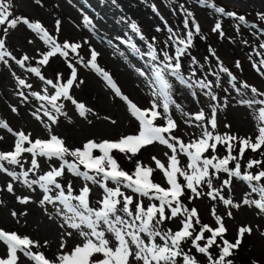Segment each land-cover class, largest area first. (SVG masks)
<instances>
[{
	"label": "snow or ice",
	"instance_id": "snow-or-ice-1",
	"mask_svg": "<svg viewBox=\"0 0 264 264\" xmlns=\"http://www.w3.org/2000/svg\"><path fill=\"white\" fill-rule=\"evenodd\" d=\"M34 2L42 4V0ZM110 3L116 7L119 0ZM195 3L213 10L210 31L218 39L233 40L226 37L225 18L237 35L246 32L256 38L247 59L254 61L251 67L261 78L259 83L241 77L243 64L239 59L231 68L226 66L211 45L203 62L189 55L195 38L207 36L194 10L180 3L173 10L182 13V30H174L160 16L167 27V39L160 44L157 36L146 39L141 27L129 22L128 27L146 44L143 55L151 66L150 77L136 69L139 77H149L141 81L148 92V106L141 107L99 65L101 53L88 39H60L63 18L53 17L50 30L40 20L14 16V0H0V67L9 73L13 95L18 98L7 106L20 116L23 105L43 132L34 135L23 127L14 129L0 119V130H6L0 135V143L6 142L8 134L12 137L10 146L0 149V194H11L13 203L21 206L10 207L0 199V207L9 208L17 225H26L29 206H35L57 229L56 251L49 256L48 239L41 241L0 227V245L4 246L0 264H236L237 252L254 227H240L234 240H229L227 219L244 207L264 218V23L249 22L245 14L212 0ZM151 9L159 15L155 3ZM80 12L83 28L96 31L94 18L82 8ZM256 17L264 22V11L257 12ZM20 24L32 34L28 45L35 48L37 41L41 43L33 55L23 49L17 52L9 43L10 29ZM161 31L158 25L156 32ZM117 39L137 48L131 39ZM241 43L253 42L242 39ZM252 52L258 59L254 60ZM57 57L67 72L57 69L49 78L44 69ZM185 60L196 67L186 68ZM81 69L94 73L112 99L125 106L135 125L133 132L86 138L76 145L56 131L62 120L71 123L70 111L88 125L101 119L117 124L111 115L101 118L77 96L86 84L79 75ZM176 82L186 90L198 89L190 92L197 98L193 103L199 96L205 103L195 111L186 110L176 98ZM217 89L233 92L238 97L236 103L250 111L255 122L252 134L241 136L232 131L230 123H224V131H220L219 113L228 107L230 96L221 98ZM149 146L161 148L163 159L151 155V163L143 162L139 154ZM249 152L253 155L245 159ZM119 156L132 168L126 170ZM156 174L161 177L159 182ZM234 178L248 188L239 201L233 198ZM204 199L210 202L212 223L202 220L196 206ZM218 205L225 209L221 214ZM260 235L264 237V231ZM250 264L261 262L253 259Z\"/></svg>",
	"mask_w": 264,
	"mask_h": 264
},
{
	"label": "rangeland",
	"instance_id": "rangeland-1",
	"mask_svg": "<svg viewBox=\"0 0 264 264\" xmlns=\"http://www.w3.org/2000/svg\"><path fill=\"white\" fill-rule=\"evenodd\" d=\"M42 0L41 5H37L34 0H14V16L24 15L30 17L32 20H40L50 30L53 26V17L63 18V32L60 35V39L71 36L74 39L84 37L88 39L92 45L101 55L98 57V63L101 67L109 71L113 78L117 81L122 91L129 96L134 102L138 103L141 107L148 106V92L142 80H145L151 75V66L148 63L149 58L144 56L143 53L147 51V48L142 51L140 48H132L126 44H123L121 40L117 39V36L131 39L135 44L133 35L128 27L129 22L136 21L135 16L139 13L142 24L139 26L146 39H150L151 36H157V42L160 44L167 39L165 33L167 27L164 25V21L160 19V16L164 17V20L168 22V25L174 26V30H182V13L174 11V5L180 3H186L194 10L196 18L202 26L203 34L207 36V39L196 38V42L190 54L197 57L198 60L203 62L204 56L208 55V46L211 45L216 51L217 55L226 66L230 68L236 59L242 61L243 72L241 77L248 80L250 83H259L260 77L256 73L255 69L251 67L254 61H249L247 56L250 53L251 47L255 46L256 38L249 33H244L243 36L237 35L234 29L230 26V21L225 18L224 28L227 36H232L233 40L218 39L216 34L211 33L210 29L214 24L213 10L205 5H198L195 0H128L122 9H118L112 6V4H106L105 0L99 6L105 5L107 10H99L95 7L97 12H94L90 8V3L93 0ZM218 6H225L227 10L236 11L239 14H245L249 22H257L256 13L264 11V0H212ZM155 3L159 9V15L155 14L151 9V4ZM129 5V6H128ZM139 7V8H138ZM83 9L90 17H93V23L96 25V31H90L83 28L81 22V12ZM122 10H126V14L122 13ZM139 11V12H138ZM160 26L162 31L156 32V27ZM243 30V29H242ZM11 36L9 43L17 48V52L21 49L27 51L30 55L35 53V48L41 46L40 42H36L35 48L32 45L27 44V39L32 38V34L26 30L23 24H20L17 29L11 30ZM140 42H142L140 36L136 35ZM242 39H248L253 43L250 45H243ZM139 49V50H137ZM251 55L255 59L256 54L254 52ZM211 59V58H210ZM212 64H215V60H211ZM139 68L149 74V77H139L136 69ZM62 69L67 72L66 67L62 64L61 58H53L50 65L47 66L44 71L51 78L54 70ZM207 69V66L206 68ZM0 119L7 120L14 129L23 127L25 131H32L34 135H42V127L25 111L23 105L20 106L21 115L17 116L10 112L8 104H15L18 100L13 95V80L10 78L9 73L3 67H0ZM81 78L86 79V84L83 86L82 91L77 92V96L88 106L92 107L95 111L99 112L101 118L105 115H111L113 119L117 120L116 125L100 121H94L93 125H88L83 118H79L77 114L70 111L72 115V121L69 123L66 120H62L61 126L56 129L62 136H66L69 142L79 145L81 141L86 138H108L116 137L124 133H131L135 130V125L129 120L128 115L125 112V106L119 102L118 99L113 100L109 95L108 89L101 87V81L94 73H90L88 69H81L79 72ZM207 75V74H206ZM211 78V77H209ZM179 85V82H176ZM177 93L176 98L186 110L195 111L197 108L205 103V98L199 96L197 103H193L196 97H191V91H199L198 89L186 90L183 85H179L175 88ZM218 95L223 98L225 95L230 96L228 107L223 109L219 113L221 117L219 121L220 131H224L223 124L230 123L232 125V131L237 132L241 136L252 134L255 131V122L250 111L236 103L238 97L233 93H224L217 89ZM6 130H0V135H4ZM12 143V137L10 134L6 136V142L0 143V149H7ZM220 154L223 155V149ZM151 155H157L158 158L163 159L161 155V148H154L149 146L148 149L142 150L139 154V158L145 163H151ZM252 153H247L245 159L252 156ZM119 162L127 170L132 168V164L124 160L122 156H119ZM3 177H0L2 180ZM157 182L161 177L159 174L155 175ZM234 193L233 198L239 201L246 191H248L247 185L243 181L236 180L234 178ZM21 188L23 186H20ZM19 192V189H18ZM0 199H5L8 206H14L20 208L18 204H14V198L11 194H0ZM196 206L200 212L202 220L207 223L213 222V217L210 215L211 208L210 202L207 199L198 200ZM219 212L221 214L225 211L223 206L218 205ZM30 215L27 217L28 223L26 225H17L9 215L8 207H0V227L6 230H17L24 234H30L35 239H48L50 241V249L46 254L51 256L56 251L57 247V235L56 227L47 221L46 217L41 214V211L35 206H29ZM226 226L229 231L226 233V238L234 240L238 233V229L243 226H253L254 232L248 235L243 242V246L238 250L236 255V264H250V261L255 259L264 264V237L260 235L261 231H264V218L257 216L253 210L244 207L239 210H234V218L227 219ZM258 226V227H257ZM4 246L0 245V254H3Z\"/></svg>",
	"mask_w": 264,
	"mask_h": 264
},
{
	"label": "trees",
	"instance_id": "trees-1",
	"mask_svg": "<svg viewBox=\"0 0 264 264\" xmlns=\"http://www.w3.org/2000/svg\"><path fill=\"white\" fill-rule=\"evenodd\" d=\"M104 1V0H103ZM125 1H128V0H119V3H122L124 6H126L125 5V3H123V2H125ZM136 1H138V0H136ZM86 2H89L88 0H86ZM105 2H106V4H110V0H105ZM101 4V0H93V3H90V6H91V8H92V10H94L95 12H97L96 10H95V7L97 8L98 7V9L99 10H107V8L108 7H105V5H102V6H99ZM129 6V5H128ZM115 8H118V9H122V6H120L119 4H118V6H116ZM139 8V7H138ZM109 9V8H108ZM139 12V11H138ZM122 13L125 15L126 14V10H122ZM138 18H140V16H139V13H137L136 14V16H135V19H136V23L138 24V26H140L141 24H142V22H141V20H139ZM129 33H131L132 35H133V39L135 40V42H136V45H137V47L138 48H140V49H142V51L143 50H145L147 47H146V45H144L143 43H141L140 42V40H139V38H136V34L134 33V32H132V30H130V32ZM196 42V38H195V41H194V43ZM158 43V42H157ZM159 44V43H158ZM189 55L190 56H192V54H190L189 53ZM202 62V61H201ZM185 67L186 68H191V67H196L195 65H190V64H188V62H187V60H185ZM206 68V67H205ZM200 73L198 72L197 73V75H199ZM204 74L206 75L207 74V71H206V69L204 70Z\"/></svg>",
	"mask_w": 264,
	"mask_h": 264
}]
</instances>
